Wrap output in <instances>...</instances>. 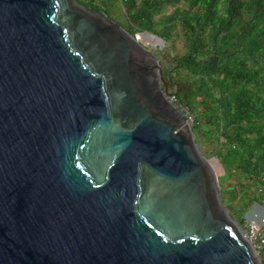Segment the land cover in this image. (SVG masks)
I'll list each match as a JSON object with an SVG mask.
<instances>
[{"label":"water","instance_id":"95a60500","mask_svg":"<svg viewBox=\"0 0 264 264\" xmlns=\"http://www.w3.org/2000/svg\"><path fill=\"white\" fill-rule=\"evenodd\" d=\"M168 95L106 13L0 0V264H262Z\"/></svg>","mask_w":264,"mask_h":264},{"label":"trees","instance_id":"16d2710c","mask_svg":"<svg viewBox=\"0 0 264 264\" xmlns=\"http://www.w3.org/2000/svg\"><path fill=\"white\" fill-rule=\"evenodd\" d=\"M78 1L133 36L164 40L156 52L163 78L207 156L231 178L221 197L247 231L246 213L264 207V0ZM152 36L150 46H163Z\"/></svg>","mask_w":264,"mask_h":264},{"label":"built area","instance_id":"2783aa9c","mask_svg":"<svg viewBox=\"0 0 264 264\" xmlns=\"http://www.w3.org/2000/svg\"><path fill=\"white\" fill-rule=\"evenodd\" d=\"M140 35L137 34L140 41ZM143 43L142 41H140ZM144 44V43H143ZM168 99L174 104L185 116L192 122V118L188 117L189 112L177 102V99L171 92L168 95ZM254 210L252 216L245 217L247 231H244L246 237L256 249L257 252L262 254V264L264 262V207L261 205L254 206L251 211Z\"/></svg>","mask_w":264,"mask_h":264},{"label":"rangeland","instance_id":"374dc122","mask_svg":"<svg viewBox=\"0 0 264 264\" xmlns=\"http://www.w3.org/2000/svg\"><path fill=\"white\" fill-rule=\"evenodd\" d=\"M149 36H152V35H148V36H146L147 37V41L146 42H144V41H142L146 46H148L149 47V49L153 52V54L157 57V59H158V61H159V63L163 66V62H162V59H161V57H160V55H162L161 53H159L160 55H158L156 52H158V51H162L164 48H165V46H160V47H158V48H154V47H152V46H150L152 43L150 42V40H149ZM152 37H154V36H152ZM154 40H155V37H154ZM156 42V40L154 41V43ZM180 47V46H179ZM164 79V78H163ZM191 127H192V122H191ZM195 140H196V142H197V145H198V147H199V149H200V151H201V153H202V155L204 156V157H206V158H208L210 161H212V162H214L215 161V158L214 157H212V156H207V154H206V150H205V148L203 149V145H202V143L200 144L198 141H197V139L195 138ZM217 168V170H218V173H217V177H218V180H220V181H218V185H219V192H220V194H221V188H220V184L221 185H223V186H226V184H228L229 182H231V178H229V176H227L226 178H222L223 177V172H222V170H220V167H219V165L217 164V165H215V169ZM225 171V170H224ZM227 174V173H226ZM225 174V175H226ZM222 198V197H221ZM225 204V203H224ZM254 206H256V205H254ZM253 206V207H254ZM252 209V208H251ZM251 209L246 213V215H245V217L247 218L248 216L250 217V216H252L253 215V213H254V210H252L251 211ZM230 212V211H229Z\"/></svg>","mask_w":264,"mask_h":264},{"label":"bare ground","instance_id":"6f19581e","mask_svg":"<svg viewBox=\"0 0 264 264\" xmlns=\"http://www.w3.org/2000/svg\"><path fill=\"white\" fill-rule=\"evenodd\" d=\"M218 163L216 162V161H214V162H212V161H210L209 162V165L211 166V168H212V170H213V172H214V174L217 176V170L215 169V165H217Z\"/></svg>","mask_w":264,"mask_h":264},{"label":"clouds","instance_id":"9594fccd","mask_svg":"<svg viewBox=\"0 0 264 264\" xmlns=\"http://www.w3.org/2000/svg\"><path fill=\"white\" fill-rule=\"evenodd\" d=\"M144 33H146V32H144ZM138 34H143V33H138ZM136 35H137V34H136ZM136 35H135V36H136ZM164 46H165V45H164ZM169 93H170V89H169ZM256 205H259V204H256ZM243 231H244V230H243Z\"/></svg>","mask_w":264,"mask_h":264}]
</instances>
